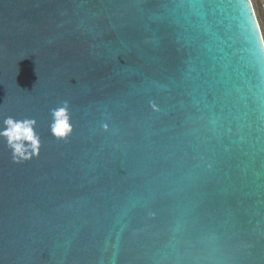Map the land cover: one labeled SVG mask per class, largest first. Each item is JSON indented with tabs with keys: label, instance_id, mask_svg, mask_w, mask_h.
Returning a JSON list of instances; mask_svg holds the SVG:
<instances>
[{
	"label": "water",
	"instance_id": "95a60500",
	"mask_svg": "<svg viewBox=\"0 0 264 264\" xmlns=\"http://www.w3.org/2000/svg\"><path fill=\"white\" fill-rule=\"evenodd\" d=\"M261 34L251 0H0V131L39 140L0 138V264H264Z\"/></svg>",
	"mask_w": 264,
	"mask_h": 264
},
{
	"label": "clouds",
	"instance_id": "9594fccd",
	"mask_svg": "<svg viewBox=\"0 0 264 264\" xmlns=\"http://www.w3.org/2000/svg\"><path fill=\"white\" fill-rule=\"evenodd\" d=\"M260 39L261 45L264 46V33L261 34ZM53 117L54 122L51 126L52 135L62 140L72 131L66 106L54 110ZM34 123V120H15L11 117L3 120V130L0 131V138H3L12 150L14 160L16 157L28 158L24 155V142L31 145L33 155L38 153L39 140L33 132Z\"/></svg>",
	"mask_w": 264,
	"mask_h": 264
},
{
	"label": "rangeland",
	"instance_id": "374dc122",
	"mask_svg": "<svg viewBox=\"0 0 264 264\" xmlns=\"http://www.w3.org/2000/svg\"><path fill=\"white\" fill-rule=\"evenodd\" d=\"M258 23L260 25L262 33H264V0H251Z\"/></svg>",
	"mask_w": 264,
	"mask_h": 264
},
{
	"label": "snow or ice",
	"instance_id": "6c2138e0",
	"mask_svg": "<svg viewBox=\"0 0 264 264\" xmlns=\"http://www.w3.org/2000/svg\"><path fill=\"white\" fill-rule=\"evenodd\" d=\"M238 6H239V7L241 8V10H242V15H245V14H246V12H245L246 5H245L243 2H241V3H239ZM249 43H250L251 45H253V47H254V48L257 50V52L260 54V52H259V48L257 47V41H256L255 39H253V40H250Z\"/></svg>",
	"mask_w": 264,
	"mask_h": 264
},
{
	"label": "flooded vegetation",
	"instance_id": "af4514ba",
	"mask_svg": "<svg viewBox=\"0 0 264 264\" xmlns=\"http://www.w3.org/2000/svg\"><path fill=\"white\" fill-rule=\"evenodd\" d=\"M253 5V4H252ZM254 8V7H253ZM255 11V10H254Z\"/></svg>",
	"mask_w": 264,
	"mask_h": 264
}]
</instances>
